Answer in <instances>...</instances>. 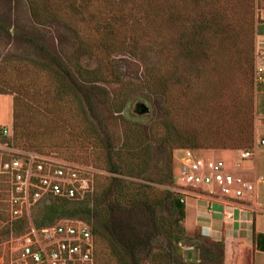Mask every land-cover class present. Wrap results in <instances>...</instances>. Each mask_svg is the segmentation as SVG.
<instances>
[{
    "label": "rangeland",
    "instance_id": "374dc122",
    "mask_svg": "<svg viewBox=\"0 0 264 264\" xmlns=\"http://www.w3.org/2000/svg\"><path fill=\"white\" fill-rule=\"evenodd\" d=\"M143 1L145 0H131L132 4H126L124 1L112 0L109 8L117 2L120 6L124 5L126 11L130 12L132 9L145 12L150 8L145 5L140 7L139 5L146 4ZM189 1V7L180 5L179 8L189 9L188 11L196 15L204 8L218 6L217 9L224 15L225 34L213 39L206 54L199 55L196 60L186 58L177 38L183 35V29L168 28L169 37L162 43L165 46L160 49V53L149 52L133 57L121 52L112 57L123 83H100L95 89H90L74 68L78 35L88 33L89 25L63 9L56 11L60 21L39 24L32 15L29 0H0V56L14 63L9 71L2 69L0 76L7 77L10 81L23 82L25 73L17 67V59H32L58 70L78 93L80 101L84 102V109H87L90 120L103 138L102 141L108 144L115 156L122 150L129 125H141L152 146L153 162L145 180H131L158 189L171 190L176 184H181L180 160L185 150L177 149L171 154L162 137L152 132L155 124L169 117L182 138L200 144L198 148H190L188 144H184L187 149L199 150L196 153L200 157L223 160L227 164L240 161V150L255 147V93L262 90L261 83H256L254 76L257 59L256 29L264 14V0ZM98 3L106 4L102 0ZM228 4L230 6L227 10ZM81 64L89 68L97 65L89 56L83 57ZM152 71L166 81V90L164 88L162 91L159 83H154L151 90L146 86V80L153 78ZM130 82L139 87L131 91L127 105L118 109L117 99ZM10 91V94L0 95V123L9 128L13 124L14 96L19 93L18 98L31 105L35 100L30 98L32 95L25 94L24 90L15 94ZM87 98L91 105L86 102ZM139 104L147 106L145 115L136 113ZM58 118L59 123L68 125L62 132L54 133L60 144L68 143L67 145L76 150L82 147L86 153L81 150L83 153L79 157L73 155L69 159L65 150H62V145L61 148H53L42 154L67 157L76 163L92 166L99 172L95 174V179L100 182L110 177L108 171L100 169L95 163L100 156L101 145L88 143L79 130L71 127V118L69 124L65 122L67 118L65 121L59 115ZM255 152L256 155L252 158L240 161L243 169L253 170L256 167L257 172H264V148L256 146ZM93 155L99 156L94 159ZM170 168L173 170L174 180L173 183L166 184L164 179ZM200 189L213 188L201 186ZM94 193L95 191L78 200H86ZM111 204L113 203L110 202L108 206ZM119 209L114 206L112 208L113 212L121 216L123 213ZM168 210L166 207L157 214L162 218L170 217L173 213ZM142 211L135 216L139 223L123 225L122 231L123 236L132 241L136 248H133L136 264H152L151 253L162 251L170 253V264H221V247L216 245L215 249L204 238L199 237L197 230L193 228L188 231L184 224L185 219L181 223L183 229L174 234L179 241L170 240L155 226L154 219H145ZM10 219L13 220L12 217ZM88 219L84 214L77 218L64 217L60 221L82 223L90 227V223L95 221ZM25 236L24 233H8L7 227H0V264H14ZM213 252H216V261L211 258Z\"/></svg>",
    "mask_w": 264,
    "mask_h": 264
},
{
    "label": "trees",
    "instance_id": "16d2710c",
    "mask_svg": "<svg viewBox=\"0 0 264 264\" xmlns=\"http://www.w3.org/2000/svg\"><path fill=\"white\" fill-rule=\"evenodd\" d=\"M98 1L100 0H29L32 15L39 24L60 21L56 11L63 9L89 25L88 33L78 35L74 68L80 79L89 85L90 89H95L100 83H123L112 57L121 52L133 57L149 52L160 53V49L165 46L162 43L169 37L168 28L183 29V35L177 38L182 44L184 56L192 60L206 54L213 39L225 34L224 15L219 12V8L217 9L218 6L204 8L193 15L188 11L189 9H186L191 3L189 0H145L143 2L146 4L139 5L150 8L145 12L132 9L130 12L126 11L124 5L120 6L117 2L111 4L112 7L109 8V2L112 0H102V3H106L104 5ZM120 1L126 4L131 2V0ZM180 5L187 6L182 10L179 8ZM139 6L135 7L139 8ZM229 6L230 4L227 10ZM118 8L121 9L118 10ZM172 35L175 39V35ZM85 56L93 58L97 65L92 68L83 66L81 59ZM15 62L17 67L25 73V79L19 83L0 76V95L10 94L9 90L14 91V94L24 90L25 94L32 95L30 98L33 97L35 100L31 105L23 103L17 96L19 93L14 96L13 143L39 153H47L48 150L61 148L63 145L62 150H65L69 159L73 155L79 157V154L85 152L84 148L76 150L67 145L68 143L60 144L54 134L62 132L63 128L68 126L59 123L58 115L63 117L64 121L67 118L65 122L68 124L71 118L73 122L71 127L79 130L88 143L101 145L102 150L95 163L100 169L108 171L110 177L102 182L95 179V193L86 200L47 197L38 201L31 207L30 218L27 216L14 218L11 215L7 191L3 190L4 186L0 184V227H7L8 233L18 232L27 235L31 228L30 220L37 230H41L64 223L60 221L64 217L77 218L85 214L89 221L91 219L95 221L90 223L89 228L96 242V264L137 263L133 253L134 244L123 236L122 231L123 225L139 223L135 216L141 210L145 219L148 217L154 219L155 226L170 240H178L179 238H176L174 234L183 229L181 223L186 217L185 204L180 202L178 195L169 189H158L131 180H145L153 162L152 146L145 136L143 127L137 123L130 124L125 133V142L120 154L113 155L108 144L102 141L103 138L95 124L90 120L87 109L85 111L84 102L80 101L78 93L58 70L32 59H17ZM12 64L14 63L11 60L0 56V71L2 69L9 71ZM153 73V78L146 80V86L151 90L154 83H159V88L162 91L164 88L166 90V81L156 72L152 71ZM138 87L139 85L131 82L126 85L123 94L117 99L118 109L127 105L131 91ZM86 102L91 105L88 98ZM136 113L145 115L138 105ZM152 132L162 137L171 154L174 150L185 149L184 144H188L190 148L200 146L198 143L182 138L169 117L157 122ZM81 150L83 152H80ZM98 156L93 155V158ZM68 158L63 157L67 160ZM173 180V170L170 168L164 183L171 184ZM110 202L113 203L111 207L108 206ZM113 206L120 208V213L126 215L118 216L113 212ZM166 207L173 215L162 218L157 212ZM2 223L5 225L3 226ZM257 240H264V235H259ZM170 257L167 251L154 252L151 253V263L170 264Z\"/></svg>",
    "mask_w": 264,
    "mask_h": 264
},
{
    "label": "built area",
    "instance_id": "2783aa9c",
    "mask_svg": "<svg viewBox=\"0 0 264 264\" xmlns=\"http://www.w3.org/2000/svg\"><path fill=\"white\" fill-rule=\"evenodd\" d=\"M258 58V55H257ZM255 82H264V65L255 67ZM264 146V139L259 142ZM181 158V184L171 191L186 204L193 190L201 186L218 188L227 197L241 198L252 193L254 184L241 175L242 164L255 155V149L240 150V161L200 157L197 149H184ZM85 166L53 154L23 149L12 141V127L0 123V184L7 191V202L14 218H30L31 207L47 197L78 200L94 191L95 174ZM227 218L233 212L225 211ZM30 232L17 253L14 264H96V242L89 226L62 223L37 230L31 220Z\"/></svg>",
    "mask_w": 264,
    "mask_h": 264
},
{
    "label": "crops",
    "instance_id": "0c3cea01",
    "mask_svg": "<svg viewBox=\"0 0 264 264\" xmlns=\"http://www.w3.org/2000/svg\"><path fill=\"white\" fill-rule=\"evenodd\" d=\"M256 33L257 66L264 65V14ZM259 83L262 90L255 93L254 139L255 147L264 148L259 145L264 139V82ZM241 173L254 184L252 193L234 198L223 195L218 188H214L215 194H210L212 189H195L185 204L184 224L188 231L197 230L198 236L215 249L216 245L221 247V264H264V240H257L264 235V172H257L256 167L245 170L242 165ZM225 211L233 212V217L227 218ZM215 253L211 258L216 261Z\"/></svg>",
    "mask_w": 264,
    "mask_h": 264
},
{
    "label": "water",
    "instance_id": "95a60500",
    "mask_svg": "<svg viewBox=\"0 0 264 264\" xmlns=\"http://www.w3.org/2000/svg\"><path fill=\"white\" fill-rule=\"evenodd\" d=\"M138 108L141 109V112L144 114L148 111L147 106H145L144 104H139Z\"/></svg>",
    "mask_w": 264,
    "mask_h": 264
}]
</instances>
